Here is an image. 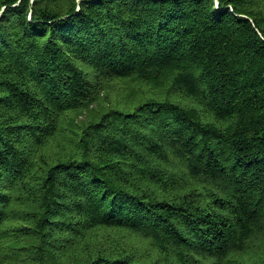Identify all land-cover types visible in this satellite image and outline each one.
Listing matches in <instances>:
<instances>
[{
	"label": "trees",
	"instance_id": "16d2710c",
	"mask_svg": "<svg viewBox=\"0 0 264 264\" xmlns=\"http://www.w3.org/2000/svg\"><path fill=\"white\" fill-rule=\"evenodd\" d=\"M0 264H264V0H0Z\"/></svg>",
	"mask_w": 264,
	"mask_h": 264
}]
</instances>
